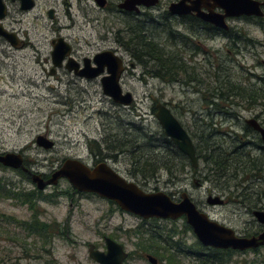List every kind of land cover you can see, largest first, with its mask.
Listing matches in <instances>:
<instances>
[{
    "label": "rangeland",
    "instance_id": "374dc122",
    "mask_svg": "<svg viewBox=\"0 0 264 264\" xmlns=\"http://www.w3.org/2000/svg\"><path fill=\"white\" fill-rule=\"evenodd\" d=\"M107 1L106 8L101 9L93 0H34L35 6L29 11H21L17 2L6 1L8 15L0 24L25 45L14 48L0 37V153L22 152L25 162L34 171L51 174L67 159H80L90 166L94 160L88 144L93 148L95 142L102 144L101 153H97L95 158L109 160L114 158L112 153L116 154L115 150L120 145L127 148L125 154H116L118 158L109 161L120 175L132 181L130 172L136 173L137 169H148L144 170L146 177L156 171L154 179L158 180L145 182L141 178L133 181L146 192H164L172 196L174 192L185 190L195 202L202 205L199 209L208 214L210 219L229 227L237 236H250L260 231L263 227L251 211L232 200L241 201L237 196L242 195V189L248 187L251 189L245 192L250 203H264V172H261L263 179L255 180L248 178L244 172L240 173V170L229 169L230 173L231 170L238 172V177L231 179L229 189L223 194L227 196L228 192L232 193V202L222 207H211L205 203L207 190L212 194L224 193L209 181L197 187L192 181L186 180L172 187V154L164 143V136L160 135L162 130L150 109L154 100L166 102L171 109L172 105L181 106L184 111L177 116L184 127H191L193 114L201 113L202 107L205 111L208 108L209 114L214 111V106L209 104V100H212L209 94L218 87L213 69L217 66L223 68L217 74L220 80H229L245 91L257 88L259 93H263L264 18L260 20L263 25H257L256 20L229 22L234 31L233 40L225 36L214 40H203L205 36L194 39L201 51L195 62L204 63L201 68L194 69L200 72L203 85L187 87L188 84L184 83L163 82L151 65H146V71H143L142 66L120 43L124 38V23L130 21L117 10V4L122 0ZM167 6V0H161L159 8L152 15L161 16ZM50 10L53 11V19L48 17ZM58 38H63L71 46L72 58L78 62L82 58L91 59L106 50L122 57L126 71L121 87L124 92L132 93L134 103L127 108L117 106L102 93L99 79H77L64 68H54L50 56L51 42ZM159 42L167 49L172 47L165 40ZM207 61L212 62L213 66ZM130 64L134 67L131 68ZM220 85L225 93L227 87ZM201 94L207 95V102L201 101ZM262 96L263 99L259 100L264 103ZM229 100L246 102L233 95ZM217 104L220 107L223 102L218 100ZM263 110L261 108L258 111L262 112L261 119L264 122ZM238 112L242 114L241 119L232 121L238 122L235 131L242 134L241 126L250 116L243 108ZM198 120L206 124L212 121L213 130L219 127L224 130L230 125L225 124L230 122L222 123L223 119L218 116H207L206 112ZM39 135L51 140L53 148L45 150L38 147L35 141ZM153 135L155 137H151ZM244 149L249 150L248 146H244ZM253 154L259 156L258 152ZM152 160L156 161L155 166L151 164ZM161 162L167 163L165 169L160 166ZM203 167L199 163L200 172H205ZM208 167L212 169L213 165ZM211 173L205 174H211L212 179L214 172ZM2 179L14 183L15 192L22 185L26 193L29 190L37 191L36 186L18 170L1 168ZM72 190L63 179L42 193L46 197L45 203L32 202L29 208L20 207V202L9 208L0 204V212L10 214L15 219L2 224L5 229L4 232L0 231V237H7L12 242L0 240V250L6 249L0 251V264H96L88 257L86 244L101 245L103 237H113L131 254L126 264H149L146 254L156 257L159 264H167L160 260L159 255L144 253L137 246L146 243L145 235L143 240L136 237L138 228L146 230L155 227L172 229L176 233L173 241L179 242L189 253L188 256H180L182 264L199 263L200 259L196 256L198 241L192 230L186 227L189 225L185 218L172 223L141 222L136 216L120 211L110 201L92 194H71ZM37 211L41 213L37 221L48 226L49 233L53 235L51 240L31 233L33 221L36 220L31 222L30 228L25 225L29 219H35ZM200 249L199 253L203 254L204 259V255L208 254L207 248L201 245ZM228 264H264V246L255 251L235 250Z\"/></svg>",
    "mask_w": 264,
    "mask_h": 264
},
{
    "label": "water",
    "instance_id": "95a60500",
    "mask_svg": "<svg viewBox=\"0 0 264 264\" xmlns=\"http://www.w3.org/2000/svg\"><path fill=\"white\" fill-rule=\"evenodd\" d=\"M16 1V0H12ZM22 11L31 10L34 7V0H18ZM189 0H180L171 4L168 11L173 15H187L195 12L196 16L203 21L213 24L218 28H228L225 20L242 16L264 17L262 7L264 1L257 0H210L212 4H204L207 12H200L203 0H195L187 5ZM205 1V0H204ZM99 7L105 5V0H95ZM158 0H123L118 8L128 11H139L140 6L150 7L156 5ZM217 8L222 12L215 13L212 9ZM49 12V16L51 15ZM7 14V7L3 0H0V21ZM0 36L11 46L16 47L18 42L14 34L9 33L0 24ZM50 53L51 62L54 68H61L63 65L69 70L85 78H96L106 72L100 78L102 93L110 98L114 104L128 107L133 98L130 92L123 93L119 84L123 71V60L113 51L106 50L97 53L92 59L84 60V67L79 73L76 72L78 63L70 56L71 46L62 38L53 40ZM91 62L94 66H91ZM156 119L160 124L163 134L170 139L185 154L192 165L196 167L197 159L193 144L180 123L172 116L171 112L164 106L158 105ZM249 126L258 131L264 141V129L255 120L246 122ZM36 145L45 150L53 148V142L45 136H37ZM0 164L13 170H23L31 174V181L40 191L46 187L55 186L59 180L64 179L78 192L93 194L99 198L113 202L121 211L134 215L140 219L156 218L161 220H177L185 218L197 241L205 248L220 250L246 251L264 246V231L257 236L239 237L236 233L218 222L211 220L208 215L200 212L187 194H182L181 201L174 202L164 192L148 193L143 191L136 183L128 182L115 173L107 164L101 163L90 168L88 165L77 159H67L61 167L54 171L50 178L44 180L39 174L28 171L23 165V158L18 152H5L0 154ZM218 199L208 201L211 205L219 204ZM254 216L258 222L264 224V214L255 212ZM104 242L107 247L106 253L89 249V256L98 264H123L127 257L123 247L111 238L106 237ZM150 264H156V259L147 256Z\"/></svg>",
    "mask_w": 264,
    "mask_h": 264
},
{
    "label": "flooded vegetation",
    "instance_id": "af4514ba",
    "mask_svg": "<svg viewBox=\"0 0 264 264\" xmlns=\"http://www.w3.org/2000/svg\"><path fill=\"white\" fill-rule=\"evenodd\" d=\"M6 1L7 0H3L5 5H6ZM8 1H10L12 3L17 2L18 5L20 6V2L18 0H16V1L8 0ZM93 1H94V3H96L95 0H93ZM122 1H120L117 4V6H116L118 12L121 13L122 15L128 17L129 20H134V21H137V22H141L142 26L144 28H148L151 31V33L154 34V35L157 34V32H156L155 28L152 27L153 23H160V21H164V22L168 23L169 28L172 29V54H174V57L178 58L180 61L185 60L184 62L186 63V65H188L189 68L199 69L204 64V63H201V62H195L196 58L198 57V55H200L201 51H200V47L198 46V42H194L193 41L194 39L201 38V37L205 36L203 38V40H205L206 38H207L206 40H209V39L214 40L215 38H217L219 36H225L226 38H232V40H233L234 31H233V28H231V26H229V24H228L232 20H237V21H242V20H246V21L247 20L248 21L253 20V21H255L256 20L255 23L257 25H263L262 22H260V20L262 18H264V17L258 18V17H254V16H250V17L242 16V17H238V18H228V19H226L225 22H226L228 28L226 30H224L222 28H218V27L214 26L213 24H210V23H207V22L203 21L202 19H200L199 17L196 16L195 12H192L191 14H187V15H173V14H171L168 11V7L171 4L178 3L180 0H167V4H168L167 10L163 14H161V16H153L152 15L154 13V11L157 10V8H159L161 0H159L157 2V4L154 5V6H150V7H147V8L144 7V6H140L138 12L128 11V10L124 11L123 9L118 8V5ZM192 1H195V0H189L188 2H186V4L187 5H192L190 3ZM257 1L263 2L264 0H257ZM107 4H108V1L105 0V5L103 7H99L97 4L96 5L99 8L104 9V8H106ZM204 4L211 5L212 1H210V0H205L204 1L203 0V3H201L200 12H207V9H206V7H204ZM262 9H263V12H264V7H262ZM212 10L215 13H220L221 14V12H222L220 9H217V8H214ZM7 15H8V9H7L6 16ZM236 35L234 37H236ZM1 38L4 39L3 37H1ZM16 39H17L18 44L14 48H17L18 46L19 47H23L25 45V43H23L21 40H18L17 37H16ZM187 49H189L188 52H187ZM70 56L72 57V52H71ZM118 57H120V56H118ZM120 58L123 60L122 57H120ZM85 59L86 58H82L81 62H78V61H76L74 59L79 64L77 69H76L77 73H79V71H81V69H83L84 60ZM207 63L210 66H213L212 62L207 61ZM90 64H91V66H94L93 62H91ZM130 67L133 68L134 67L133 64H130ZM217 67H220V66H217ZM61 68H64L69 74H72L77 79L85 78V77L77 75L74 72V70L69 71L64 65ZM61 68H59V69H61ZM142 69H143V67H142ZM52 71H54V69H52ZM125 71H126V65H125V62L123 60V71L121 73L120 80H119L120 86H121L122 77H123ZM105 74H106V72L101 74L99 77H96V79H99V82H100V78L103 75H105ZM96 79L85 78L84 80H86V81H95ZM196 84H197V87L198 86L202 87V85H203L202 82L201 83H191V84H188L187 87H190V86H193V85H196ZM197 91L199 93H201L199 90H197ZM126 92H129V91H125V92L123 91V93H126ZM195 93H196V95H198L197 92H195ZM131 95H132V93H131ZM132 98H133V95H132ZM201 99H202L201 101H204V102L208 101L207 100V95H205V94H201ZM133 103H134V98H133V101H132L131 105ZM159 103H162V104H164V105L169 107V105L166 102H164V101L154 100L153 103H152V107L150 109L151 112L153 113V115L156 112V105L159 104ZM230 103L232 105H229V106L222 105L220 107L219 106L218 107H214V111L211 114H209L208 108H206L207 110L205 111V108L202 107L203 111L201 113L195 112V114H193L194 115L192 117L193 118V121H192L193 123H192L191 127L190 126L184 127L183 124L181 123V121L179 120L178 116H177V115L181 114L184 111L181 106H178V105L173 106L172 105V109L169 107L170 111L172 113V116L178 120V122L180 123V125L183 127V129L185 130L186 134L190 138V140H191V142L193 144V147H194V150H195L196 159H197L196 167H194L192 165V162L190 161V159L185 154H183L181 151L178 150L176 145L163 134V130L161 129L162 130V134H160V135L164 136V140L165 141L168 140L167 141L168 143H166L165 141H164V143L168 145L167 148L170 150V152L172 154V179H171L172 187H176L177 184L182 183V182H184L186 180L192 181L193 184L195 186H197V187L201 186L202 183L209 181L212 184H216V186L219 188V190H221V192H224V193H222V195L212 194L211 191L207 190V192L205 194V203L207 204V206L222 207V206H226L227 204H229L230 202L233 201L235 203H238V204L244 206L246 210L251 211V214L253 216H254L255 212H259V213H263L264 214V203H261V205H260L259 202L255 203L254 205H252L250 203V198L247 197V192H245V191H246V189H251V188L246 187V189H242L244 191V193L242 195L237 196V199L241 198V201H239V202L237 200H232L231 201V196L230 195H232V193H230V192L227 193L228 194L227 196L223 195V194H226L225 192L229 189V187H230L229 183H230L231 179H236L238 177V172H234V171H239L240 170V173L244 172V174H246L248 178H252V179H255V180L263 179V177L261 175V172H264V141L262 139L261 134L258 131H256L253 127L249 126L246 123L248 120H255L260 125V127H262L264 129V122L261 119L262 112L258 111L261 108L264 109V104L261 103L260 100L259 101H255L254 103L251 102L250 104H248V103L245 104V102L244 103L243 102H230ZM117 106H120V105H117ZM120 107H123V106H120ZM123 108H127V107H123ZM240 108L245 109L247 114H249V116H250V118L244 120L243 125L241 126L242 127V131H241L242 134H238L235 131V128L237 127L236 125L238 124V122L237 121L236 122L232 121L233 119H237V120L241 119V117H242L241 115L242 114L240 115V113H239L240 111L238 112V110H240ZM205 112H206L207 116H210L211 118L214 115L220 117L221 119H223L222 123L230 122V123H225V124H230V125L228 126V128H226L224 130H222L219 127V129L213 130V132L210 131L209 127H207L208 125L206 123H203L200 120H198V119H200L201 115L205 114ZM263 113H264V110H263ZM156 121H157V119H156ZM157 123L159 124L158 121H157ZM222 123L220 122V125H222ZM159 126H160V124H159ZM210 133H213V134H210ZM210 135H211V137H210ZM151 137H155V136L153 135ZM218 137L221 138V141H218V139H219ZM215 138H217V139H215ZM137 146H138V144H137ZM156 146H158V145H155V147ZM210 146L214 148V150H212L213 152L219 153V156L221 158L218 157V159H220V161H222V163L224 165L223 169H219V168L215 169V168H213L212 170L209 171L208 161H209L211 155L209 156L208 149H209ZM244 146H248L249 150H245ZM139 147H140V145H139ZM253 152H258L259 156H256L255 154H253ZM18 153H20L22 158H23L24 167L26 169H28V171H30L32 173L39 174L44 180L50 178V176L53 174V172L58 170L61 167V165H60L57 169H54L51 174L40 173V172L34 171L32 169V167H31V165L29 163L25 162V158H24V155L22 154V152H18ZM116 154H125V153L124 152L123 153H118L117 152ZM116 154L112 153V156L114 158L110 159V160H112V161L116 160L118 158V156H116ZM92 155H93V160L94 161H92L91 165L89 166L88 164L85 163L90 168H94L98 164L105 163L115 173L120 175L109 164V161H110L109 159H103V158L99 159V158H95V155L93 153H92ZM77 160H80V159H77ZM161 163L162 164L160 166H162L165 169V166L167 165V163L166 162H161ZM199 163H202L204 165L203 169L205 170V172H203V171L200 172ZM146 164H148V163H146ZM151 164L154 165V164H157V163H156V161L152 160ZM0 166H1L0 169L1 168H7V167L2 166L1 164H0ZM229 169H234V171L231 170V173H230L228 171ZM143 170L147 171L148 169H144L143 168ZM18 171H20L23 174H25V177L27 178V180H29L32 183L31 174L30 173L24 172L21 169H19ZM207 172L208 173L214 172V175L211 176V177H213L212 179L210 178V175L212 173L211 174H205ZM130 175L132 176V181L128 180L127 178L123 177L122 175H120V176L123 177L128 182H133V181L136 182L137 180H139L141 178L145 182H149L151 180L152 181L158 180V179H154V177H156V175H157L156 171H153L152 174H150L148 177L139 175V170H138V172L136 171V173H131L130 172ZM257 178H259V179H257ZM220 179H222V180H220ZM61 180H63V179H61ZM245 180L249 181L246 177H245ZM22 184H23V182H22ZM33 185H35V184H33ZM24 187L25 186L22 185L21 189L18 188L19 191L15 192V191H13V190H15L14 183L9 182L7 180H3V179L0 180V204H1V206L2 207H7V208H9L11 206H17L16 203L20 202V201H18L16 197H17V194H19V195H21L20 196L21 198H22L23 195H27L26 196L27 197V202L23 203V205L20 202L21 204H19V206L20 207L21 206H23V207L26 206V207L29 208V206H30V203H29L30 199L29 198H31L30 194H32L33 191L29 190V192L26 193L25 191H27V190ZM48 188L49 187H46L42 191H40V190H38L36 188L37 189V191L35 192V194H36V200H35L36 204L45 203L46 197L43 196L42 193L45 192V190H47ZM142 190L145 191L144 189H142ZM72 193H74V194L77 193L76 195L87 194V193L78 192L76 190L72 191L71 194ZM182 194H187L188 195V193L185 190H182V191L180 190V191L172 193V196H170V197L172 198V200L174 202H179V201H181ZM63 195H65V194H63ZM188 197L190 198V200L194 203V205L196 206V208L200 212L205 213V212H203V211H201L199 209V208H201L200 206H202L199 202H195L189 195H188ZM213 199H218L217 201L221 202V203L211 205L208 201H211ZM260 201H261V198H260ZM206 215H208V214H206ZM132 216H134V215H132ZM40 217H41V213L39 211H37V215L35 216V219H29L28 223L25 222L26 227L29 226V228H30L31 227L30 224H31V222L33 220H36V221H33V222L41 225L40 222L37 221V219L40 218ZM208 217H210V216L208 215ZM255 219L257 220L256 217H255ZM14 220L15 219L13 218L12 215L0 212V231L4 232V229H5L2 226V224H5L6 222L10 223L11 221H14ZM140 221L141 222H146V221L147 222H153V221L166 222V221H168V222L172 223V221H175V220H170V219L169 220H161V219H156V218H150V219H140ZM257 222H258V220H257ZM258 223L263 227V228H261L260 231L255 232L253 235L243 236V237L257 236L262 231H264V224H261L260 222H258ZM138 230H139V232L136 234V237L139 238L140 240H143L144 237H142V234L145 231V229L141 230V228H138ZM9 237H11V236L9 235ZM105 238L106 237H103V239H102L103 243L101 245L90 244V243L86 244L89 258H90L89 249H90L91 246H93L94 250H97V251H99L101 253H106L107 252V247H106V244L104 242ZM108 238H111L116 243L120 244L123 247L124 251H125L124 246L121 243H119L116 239H114L113 237H108ZM4 239H5V241L9 240V242H12V240L8 239L7 237H5V238H1L0 237V240L4 241ZM257 249H250V250H246V251H255ZM228 250H231V249H228ZM0 251L4 252V251H6V249L2 248ZM126 254H127V257L124 259L123 264H126V261L129 259L130 255H131L128 252H126ZM148 255H150V254H146L145 255V258H146L147 261H148V259H147ZM150 256H152V255H150ZM152 257L156 259V257H154V256H152ZM91 260L94 261L93 259H91ZM95 263L98 264L97 262H95ZM156 264H159L158 259H156Z\"/></svg>",
    "mask_w": 264,
    "mask_h": 264
},
{
    "label": "trees",
    "instance_id": "16d2710c",
    "mask_svg": "<svg viewBox=\"0 0 264 264\" xmlns=\"http://www.w3.org/2000/svg\"><path fill=\"white\" fill-rule=\"evenodd\" d=\"M124 29L122 33L124 34V38L122 42H120L123 47L130 53L131 57L143 67V71H146V65H151L156 69L160 79L165 82L172 84L174 82L191 84V83H203L200 78V72H197L194 68H188L184 61H180L178 58L174 57L172 54V47L167 49V47L163 46L159 41H164L172 45V29L169 28L168 23L164 21H160V23H153V28H155L157 34H152L148 28H144L141 22H137L134 20H130L124 23ZM157 38H161L157 41ZM215 69V79L218 81L217 89L210 92L209 104L218 107V100L223 102V105L229 106L232 105L229 98L231 95L238 96L241 100H246L245 104L254 103L255 101H259V99H263L264 92L259 93L256 89L251 91L242 90L241 86L236 87L235 84L229 82V80H220L219 74L222 67L213 68ZM220 81V82H219ZM222 82V83H221ZM223 84L227 87L226 92H223V87L220 85ZM236 92V93H235ZM209 99V98H208ZM264 104V103H263ZM209 130H213L214 123L210 121L208 124ZM125 135V134H124ZM211 137V135H210ZM149 141H154L152 138H149ZM168 141V140H167ZM165 141L166 143H168ZM89 145L90 151L96 155L97 153H101L102 144L95 142L94 148ZM116 148L115 152L123 153L127 150V148L123 147ZM108 147V146H107ZM126 149V150H125ZM213 147H209L208 152L210 159L208 164H212L215 169H223L224 165L220 159H218L219 153L213 152ZM221 158V157H220ZM1 167V166H0ZM139 167V165H138ZM140 168V167H139ZM209 169V170H212ZM139 170V175L145 176V171L143 169ZM19 173L23 174L19 171ZM72 191H75L73 189ZM36 191L32 192L30 199V204L32 202L35 203L36 200ZM68 194V193H66ZM17 194V200L22 204L27 202V195ZM112 203V202H111ZM189 230L191 229L189 226H186ZM31 233L37 235L41 238H48L51 240V234L49 233L48 226L39 225L37 223H33L31 227ZM46 234V235H45ZM146 235V243L137 244L140 251L144 253H152L160 256V260L164 261L167 264H182L180 261V256L185 255L188 256L189 253L185 249H183L179 242H174L173 237L176 235L172 229H162V227L158 228H149L145 230L142 234V237ZM196 246L201 247V245L196 242ZM191 249V248H190ZM197 250L196 256L198 257V264H227L230 261V257L234 251L232 250H219V249H210L207 248V255L200 254V250Z\"/></svg>",
    "mask_w": 264,
    "mask_h": 264
},
{
    "label": "bare ground",
    "instance_id": "6f19581e",
    "mask_svg": "<svg viewBox=\"0 0 264 264\" xmlns=\"http://www.w3.org/2000/svg\"><path fill=\"white\" fill-rule=\"evenodd\" d=\"M159 1V0H158ZM34 6H35V4H34ZM147 8V7H146ZM21 10V9H20ZM22 11V10H21ZM29 11V10H28ZM52 12L51 13V15L49 16V12ZM49 12H48V17L50 18V19H53L54 18V14H53V11L52 10H50ZM125 11V10H124ZM135 12V11H134ZM133 13V12H132ZM63 39V38H62ZM82 70V69H81ZM85 79V78H84ZM92 79H96V78H92ZM158 105H161V106H164V107H166L169 111H170V108L168 107V106H166V105H164V104H162V103H159V104H157L156 105V112L154 113V116H155V118H156V113H157V110H158ZM171 112V111H170ZM172 114V113H171ZM176 119V118H175ZM177 120V119H176ZM178 121V120H177ZM36 186V185H35Z\"/></svg>",
    "mask_w": 264,
    "mask_h": 264
}]
</instances>
